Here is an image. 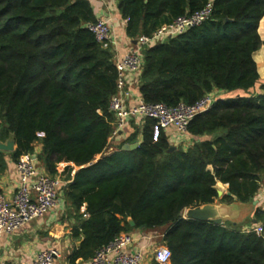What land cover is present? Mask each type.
I'll use <instances>...</instances> for the list:
<instances>
[{
	"label": "trees",
	"instance_id": "trees-1",
	"mask_svg": "<svg viewBox=\"0 0 264 264\" xmlns=\"http://www.w3.org/2000/svg\"><path fill=\"white\" fill-rule=\"evenodd\" d=\"M209 1L208 19L142 50L144 101L190 104L209 92H247L259 81L253 53L264 47V0H117V8L134 40ZM95 20L90 0H0V140L14 138L16 161L39 141L51 176L58 162L79 166L62 189L80 239L69 259L90 260L122 231L166 226L170 264H264V234L182 217L214 202L217 181L240 202L259 191L264 84L260 93L219 98L196 115L185 147L171 149L166 131L145 118L139 126L133 120L126 137L139 141L136 148L103 154L117 70L113 48L86 27ZM255 216L264 224L261 209Z\"/></svg>",
	"mask_w": 264,
	"mask_h": 264
},
{
	"label": "built area",
	"instance_id": "built-area-1",
	"mask_svg": "<svg viewBox=\"0 0 264 264\" xmlns=\"http://www.w3.org/2000/svg\"><path fill=\"white\" fill-rule=\"evenodd\" d=\"M213 3L209 1L201 9L176 17L171 23L163 24L152 34H141L130 40L127 50L115 60L117 70L116 92L109 100V110L114 114L113 130L108 146L103 154L112 152V141L128 126L129 121L153 118L156 127L165 131H173L177 141L188 139L187 126L198 114L207 111L219 99L218 91L209 92L194 103L179 102L167 105L163 102H146L140 97L135 103L128 105L124 99V89L130 78L140 80L143 67L142 50L164 39L183 33L187 29L201 24L209 18ZM95 40L103 46L110 45L113 50L118 39L113 35L111 25L98 18L86 24ZM102 155V154H101ZM15 170L19 177L18 188L11 198L0 193V237L4 233H12L29 221L44 216L60 202L62 189L69 182L60 174L51 176L37 166L35 152H24L19 155ZM84 210V208L82 209ZM84 216L88 214L84 213ZM264 234V224L260 223L251 229ZM136 240L132 232L122 231L108 244L95 251L87 264H142L144 253L140 248L132 250ZM264 242V241H263ZM59 255V249L50 246L37 253L32 264H53ZM154 258L159 264H170L171 250L165 243L154 249ZM0 264H22L19 261H0Z\"/></svg>",
	"mask_w": 264,
	"mask_h": 264
},
{
	"label": "crops",
	"instance_id": "crops-1",
	"mask_svg": "<svg viewBox=\"0 0 264 264\" xmlns=\"http://www.w3.org/2000/svg\"><path fill=\"white\" fill-rule=\"evenodd\" d=\"M90 2L96 19L102 18L106 20L111 25L113 35L118 39L114 49V59L116 60L130 46V38L126 35L127 20L121 16L117 8V0H90ZM253 58L257 63L258 72L260 74L257 84L247 92L242 90H237L231 93L218 91L219 98L236 96L238 94H257L261 92L260 86L264 84V47H260L256 50L253 53ZM139 85L140 80L133 78L128 80L123 92L124 99L128 105L135 103L141 97ZM133 120L134 123L132 122ZM131 123L136 126L140 125V121L136 119L130 120L125 130L120 133L114 141H112V151H116L119 146L129 143L126 142V137L134 130ZM166 133L169 135V141L173 146L180 145L185 147L191 143L189 139L180 142L177 141L171 130H167ZM33 146V152L37 155V166L40 170L47 173L45 165L39 159L41 143L36 141L33 143ZM12 152L13 151L0 150V193L8 198H11L14 195L19 184V177L15 170L16 160L14 159ZM100 157L101 154L96 155L94 161ZM69 166H72V168L68 176L67 167ZM55 168L57 172L56 175L60 174L65 181H70L71 177L79 169V166H76L72 162L61 161L56 163ZM218 184L226 186L222 189L224 190V195H227V184L217 181L216 187ZM60 196L61 199L57 206L44 216L35 218L23 225L17 231L4 233L0 237V261L14 260L19 261L22 264H32L33 259L38 252L50 246H55L59 249V255L54 259L53 264H87V261H83L81 258H77L74 261L69 259L70 254L80 244V239L73 235L72 231L76 220L73 215L69 213L63 194L60 193ZM223 196H217L214 202L217 204H229V211H231V214L221 218V222L218 224L228 225L229 223H232L241 229L247 230L262 223L260 220H257L255 212L257 209H261L264 213V182L261 184L255 197L249 202H240L235 196H232L233 201L229 202L223 200ZM183 215L184 211L182 217ZM130 232L136 237L132 250L140 248L144 253L142 264H151L152 260H155V247L158 244L163 243L162 237L166 232V226L155 229L135 228Z\"/></svg>",
	"mask_w": 264,
	"mask_h": 264
},
{
	"label": "water",
	"instance_id": "water-1",
	"mask_svg": "<svg viewBox=\"0 0 264 264\" xmlns=\"http://www.w3.org/2000/svg\"><path fill=\"white\" fill-rule=\"evenodd\" d=\"M138 146V142L134 141L131 143H125L122 146V149L129 150V149H134ZM15 140L12 136L7 138L5 141L0 140V150L4 151H14L15 150ZM171 149L174 148V146L170 147ZM217 193L218 196L222 197L224 195L223 190L217 187ZM227 195L232 196V193L230 191H227ZM230 207L229 204L227 203H221L217 204L215 202L212 203H206V204H201L193 207L186 208L184 210V215L183 218H190L194 220H199V221H209L212 220L215 223H220L221 218L230 215L231 211H229ZM129 223L131 226H134V221L129 218L128 219Z\"/></svg>",
	"mask_w": 264,
	"mask_h": 264
},
{
	"label": "rangeland",
	"instance_id": "rangeland-1",
	"mask_svg": "<svg viewBox=\"0 0 264 264\" xmlns=\"http://www.w3.org/2000/svg\"><path fill=\"white\" fill-rule=\"evenodd\" d=\"M257 68H258V66H257ZM259 75H260V74H259ZM234 94H235V93H234ZM217 187L220 188V189H222L223 187H226V186H225V185H224V186H221L220 184H218ZM223 189H224V188H223ZM223 189H222V190H223ZM223 191H224V190H223Z\"/></svg>",
	"mask_w": 264,
	"mask_h": 264
},
{
	"label": "bare ground",
	"instance_id": "bare-ground-1",
	"mask_svg": "<svg viewBox=\"0 0 264 264\" xmlns=\"http://www.w3.org/2000/svg\"><path fill=\"white\" fill-rule=\"evenodd\" d=\"M223 185V184H222Z\"/></svg>",
	"mask_w": 264,
	"mask_h": 264
}]
</instances>
